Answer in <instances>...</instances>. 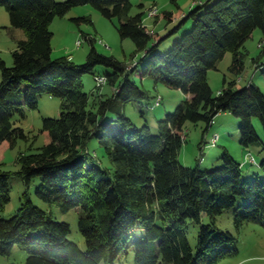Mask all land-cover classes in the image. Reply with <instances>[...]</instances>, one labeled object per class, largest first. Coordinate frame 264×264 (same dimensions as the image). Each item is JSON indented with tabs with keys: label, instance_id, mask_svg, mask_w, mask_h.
<instances>
[{
	"label": "trees",
	"instance_id": "16d2710c",
	"mask_svg": "<svg viewBox=\"0 0 264 264\" xmlns=\"http://www.w3.org/2000/svg\"><path fill=\"white\" fill-rule=\"evenodd\" d=\"M192 1L189 13L179 10L185 14L180 20L178 13L158 12L156 24L178 21L173 32L162 37L147 24L145 12L130 16L132 0H0L13 27L26 34L13 52V66L0 59V151L29 140L17 124L18 115L39 110L44 96L62 100L60 117L43 119V147L20 153L15 172L5 171L0 161V213L11 202L12 177L27 188L17 214L0 219L1 256L10 257L19 246L28 253L26 264H118L132 248L135 264H218L233 254L237 242L233 234L218 228L219 217L238 209V229L251 221L264 227V159L259 164L250 151L262 144L254 120L264 128V91L253 82L240 86L225 79L216 96L208 78L228 53L233 55L231 73L240 76L245 71L246 44L257 30L264 33V0ZM82 6L119 21L121 39L136 46L130 65L99 53L91 37H86L92 50L84 64L71 57L53 59L51 25ZM146 18L152 19L148 11ZM74 21L91 23L87 17ZM188 21L192 28L162 53L161 46ZM140 54L144 58L138 59ZM252 62L264 76V51ZM98 66L112 71L97 75ZM87 75L96 82L105 77L107 83H97L86 93ZM139 80L143 85L154 80L187 97L159 122L156 134L126 115L128 105L150 99ZM106 87L109 94L103 91ZM222 113L241 120V144L248 149L243 164L226 151L221 168L183 166L179 156L185 125L205 123L208 131ZM95 140L108 162L93 153ZM248 163L259 166L263 175L246 176ZM36 180L39 200L64 213L79 211L86 250L69 239V223L34 204L29 189ZM191 224L199 227L196 249L188 236Z\"/></svg>",
	"mask_w": 264,
	"mask_h": 264
},
{
	"label": "rangeland",
	"instance_id": "374dc122",
	"mask_svg": "<svg viewBox=\"0 0 264 264\" xmlns=\"http://www.w3.org/2000/svg\"><path fill=\"white\" fill-rule=\"evenodd\" d=\"M64 2L66 0H55ZM217 0H212L215 2ZM133 10L130 16L135 17L138 14L145 12V19L148 25L155 31L161 34L162 37H167L173 32V29L178 25V21L172 24H167L165 20L156 24L154 17L146 18L147 11L150 12L156 7L160 13L173 12L178 13L181 9L183 13H189L193 8L192 0H132ZM141 5L145 7L142 8ZM178 13L177 17L185 16ZM87 17L91 23H77L74 19ZM180 20V18H179ZM119 21H111L104 17L101 13L95 10L92 6H82L73 9L65 18H57L51 25V31L54 34L53 59L62 57H71L76 64H84L87 62L88 55L92 50V44L86 37L96 39L94 47L96 50L106 56H113L117 60L130 65L133 61V55L136 52V46L130 39L122 40L117 27ZM193 26L192 21H188L186 25L176 35L168 39L160 48V51L166 52L172 48L174 43L179 40L182 35L190 30ZM26 39V34L21 29L13 27L11 17L5 7H0V59L3 60L8 67L13 66V52L17 49L18 42ZM82 41V46H78V42ZM264 44V33L257 30L253 37L247 42L246 50L249 55L246 60L245 71L240 75H234L230 71L233 61V55L228 53L227 56L218 64L217 70L209 72V84L217 96L223 89L224 80L228 82L238 81L240 86H248L253 82L256 86L264 91V76L262 70L257 69L252 60L264 51L260 48ZM145 54H140L138 59L144 58ZM110 68L98 66L96 69L97 75H105L111 73ZM85 92L92 93L97 87V82L94 76L87 75L83 79ZM2 75L0 72V83ZM140 86L149 91L150 99L140 103H132L128 105L126 115L139 128L148 125L156 134L158 133L159 122L163 121L168 114H174L178 107L186 100V96L182 91L172 90L164 84H156L154 80H145L144 85L141 80L138 81ZM104 93H110L106 87ZM161 96L163 101L160 106H157L158 97ZM62 100L50 96H44L39 101V110L28 111L24 115H18L16 121L18 126L23 127L29 135L28 141H21L16 148L7 149L5 152L0 151V161L3 162L4 170L15 172L19 170L17 158L20 153H34L38 148L43 147L47 143V137L41 133L43 129V119H57L61 115ZM241 120L230 113H222L217 116L213 126L206 131V124L187 123L184 127L185 141L180 152V162L183 166L194 168L200 165L203 170L216 169L223 167L222 156L226 151H229L233 157L243 164L248 149L241 144V136L239 131ZM256 130L261 138L262 144L251 147L250 151L260 164L264 159V128L259 119L254 120ZM218 137V143L214 146V140ZM93 153H99L102 159V150L98 141H93L91 144ZM105 163L106 159H102ZM249 166L244 168L246 176L255 174L263 175L259 166H254L248 163ZM244 166V165H243ZM11 202L6 209L0 213V219L9 220L13 218L20 206L21 197L27 192V188L20 178L12 177L11 181ZM40 184L36 180L29 193L34 204L43 210L51 211L55 219L59 222H67L71 225V234L69 239L78 244L82 250H86L85 240L79 230V211H71L64 213L57 206H50L36 196L37 186ZM238 211H230L225 213L217 220V226L221 230L233 234L237 242L233 247V254L221 259L218 264H264V227L260 221H251L242 229H238L235 224V215ZM206 223L209 220L205 218ZM199 227L191 224L188 230L189 240L194 249L197 248V237ZM28 259L27 251L19 246H15L10 257L0 255V264H26ZM118 264H135L134 250L131 248L129 254H123L118 261Z\"/></svg>",
	"mask_w": 264,
	"mask_h": 264
},
{
	"label": "built area",
	"instance_id": "2783aa9c",
	"mask_svg": "<svg viewBox=\"0 0 264 264\" xmlns=\"http://www.w3.org/2000/svg\"><path fill=\"white\" fill-rule=\"evenodd\" d=\"M158 12H159V11H158V8L156 7L154 10H151V11L149 12V16H150V17L157 16V15H158ZM78 46H79V47L82 46V41H79V42H78ZM97 83H98V86H99V87H102V86L106 85V83H107V78H105V77H99V78H97ZM161 102H162V98L159 97L158 100H157V106H159V105L161 104ZM217 142H218V137L215 138V140H214L213 143H214V144H217ZM250 160H251V162L256 163L254 157H251Z\"/></svg>",
	"mask_w": 264,
	"mask_h": 264
},
{
	"label": "crops",
	"instance_id": "0c3cea01",
	"mask_svg": "<svg viewBox=\"0 0 264 264\" xmlns=\"http://www.w3.org/2000/svg\"><path fill=\"white\" fill-rule=\"evenodd\" d=\"M246 166H248V165H245L244 167H246Z\"/></svg>",
	"mask_w": 264,
	"mask_h": 264
}]
</instances>
